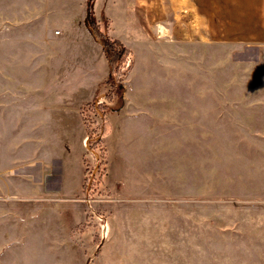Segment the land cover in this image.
Masks as SVG:
<instances>
[{
    "label": "rangeland",
    "instance_id": "374dc122",
    "mask_svg": "<svg viewBox=\"0 0 264 264\" xmlns=\"http://www.w3.org/2000/svg\"><path fill=\"white\" fill-rule=\"evenodd\" d=\"M94 14L96 19L95 6ZM104 15L103 24L96 19L97 25H90L108 67L93 99L78 110L89 138L82 155L83 185L73 197H61L51 175L59 161L44 154L45 185L29 190L28 229L25 223L20 228V217L0 220V264H264V151L255 139L245 147L232 122V111L243 110L233 102L264 99V45L259 50L252 44L171 41L159 34L157 23L151 38L162 44L140 43L146 50L135 44L136 53L110 36L111 22ZM6 19L20 20L18 0H0V25ZM2 54L0 70L18 71L20 60ZM114 54L124 56L116 67ZM135 56L136 61L142 57L147 71L140 75L142 101L179 99L201 114H189L188 122H173L170 132L161 133L167 135L159 139L166 153L148 154L144 147L123 171L114 154L110 170L108 145L117 153L110 115L126 103ZM155 67L170 73L157 79ZM27 79L36 81L0 74V100L6 96L20 103L28 94L34 101L38 93L48 98ZM260 120L253 122L264 126ZM15 126L0 123V139L11 140ZM45 126L47 131L50 124ZM149 139L133 143L149 145ZM36 148L30 138L24 153L12 158H35ZM8 214L20 216V211Z\"/></svg>",
    "mask_w": 264,
    "mask_h": 264
},
{
    "label": "crops",
    "instance_id": "0c3cea01",
    "mask_svg": "<svg viewBox=\"0 0 264 264\" xmlns=\"http://www.w3.org/2000/svg\"><path fill=\"white\" fill-rule=\"evenodd\" d=\"M18 1L20 20L6 19L0 25V54L4 53L1 56L4 59H19L20 68L16 72L4 68L0 74L35 76L36 81L27 79V84L38 92L47 91L48 98L38 93L34 101L28 94H22L20 103L7 100L6 96L0 100V123L17 124L11 140L0 139V154L4 156V163L0 164V190L5 191L0 194V220L20 217V228L23 229L25 223L28 229L29 190L45 185L44 154L59 161L57 173L52 168L51 175L57 180L61 197H73L83 185L82 155L89 147V138L84 133L78 110L93 99L108 61L92 35L87 0ZM101 2L95 0L94 4L98 23L103 24L101 15L105 13L104 17L111 22L110 36L134 52L135 44L140 47V43L149 41L162 44L151 38L156 24L159 26L162 22L169 30L171 41L252 44L259 50L264 45V0H106L100 14ZM57 27L60 28L58 33L55 32ZM136 57L132 80L126 85V103L110 115L117 150L114 153L113 146L108 145L110 170L114 154L115 164L122 171L129 168L132 155L142 152L144 147L149 149L148 154H162L165 151L159 139L167 135L161 133L170 132L173 122H188L189 114H201L198 109L189 110L188 103L179 99L142 101L140 75L144 77L147 71L142 57L138 61ZM153 70L157 79L161 78L158 75L170 73L156 67ZM172 85L170 82L169 86ZM233 106L243 107V110L232 111L235 124V133H232L245 147L252 145L251 139L257 140L259 151H264V126L253 122L257 118L264 122V99H245L233 102ZM46 122L50 124L48 132ZM30 138L32 143L36 142L35 158L13 159L14 155L24 153ZM139 138H150L149 145L134 144ZM46 139L51 142L46 143ZM123 180L117 178L118 183ZM9 210H19L20 216L8 214ZM40 217L37 213V218ZM8 223L3 225L6 233Z\"/></svg>",
    "mask_w": 264,
    "mask_h": 264
},
{
    "label": "trees",
    "instance_id": "16d2710c",
    "mask_svg": "<svg viewBox=\"0 0 264 264\" xmlns=\"http://www.w3.org/2000/svg\"><path fill=\"white\" fill-rule=\"evenodd\" d=\"M94 1L95 0H88L87 2V9H88V19L90 20V22L92 23V25H97L96 24V19H95V14H94ZM117 43H119L118 41H116ZM110 43V42H108ZM124 54H126L129 50L127 48H124L123 50ZM124 56H121V54H114L112 57V64L114 65V67H116V60L123 58ZM122 105V103L120 105L117 106L116 109L120 108Z\"/></svg>",
    "mask_w": 264,
    "mask_h": 264
},
{
    "label": "bare ground",
    "instance_id": "6f19581e",
    "mask_svg": "<svg viewBox=\"0 0 264 264\" xmlns=\"http://www.w3.org/2000/svg\"><path fill=\"white\" fill-rule=\"evenodd\" d=\"M159 34L161 36H169L168 28L162 23L159 24Z\"/></svg>",
    "mask_w": 264,
    "mask_h": 264
},
{
    "label": "built area",
    "instance_id": "2783aa9c",
    "mask_svg": "<svg viewBox=\"0 0 264 264\" xmlns=\"http://www.w3.org/2000/svg\"><path fill=\"white\" fill-rule=\"evenodd\" d=\"M56 33H58V31H56Z\"/></svg>",
    "mask_w": 264,
    "mask_h": 264
}]
</instances>
